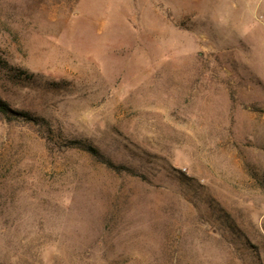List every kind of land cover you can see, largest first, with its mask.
<instances>
[{"label": "rangeland", "instance_id": "1", "mask_svg": "<svg viewBox=\"0 0 264 264\" xmlns=\"http://www.w3.org/2000/svg\"><path fill=\"white\" fill-rule=\"evenodd\" d=\"M0 102V264H264V0H0Z\"/></svg>", "mask_w": 264, "mask_h": 264}, {"label": "trees", "instance_id": "2", "mask_svg": "<svg viewBox=\"0 0 264 264\" xmlns=\"http://www.w3.org/2000/svg\"><path fill=\"white\" fill-rule=\"evenodd\" d=\"M16 115V113L11 112L3 103L0 102V116L4 117L6 120H10Z\"/></svg>", "mask_w": 264, "mask_h": 264}]
</instances>
